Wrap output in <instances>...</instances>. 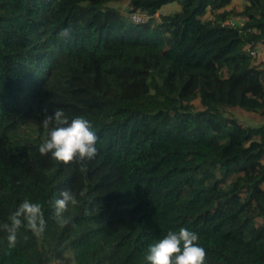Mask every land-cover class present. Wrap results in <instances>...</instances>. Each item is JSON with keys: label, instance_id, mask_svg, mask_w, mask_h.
Returning a JSON list of instances; mask_svg holds the SVG:
<instances>
[{"label": "trees", "instance_id": "1", "mask_svg": "<svg viewBox=\"0 0 264 264\" xmlns=\"http://www.w3.org/2000/svg\"><path fill=\"white\" fill-rule=\"evenodd\" d=\"M121 1L150 16L124 20ZM244 1L0 0V264H149L148 246L181 227L206 264H264V124L225 114L264 120V62L247 51L264 45V0ZM57 109L91 122L94 159L40 155ZM110 189L136 207L130 222L102 216ZM63 190L77 197L64 226ZM25 199L41 204L45 231L21 228L10 249L8 217Z\"/></svg>", "mask_w": 264, "mask_h": 264}, {"label": "clouds", "instance_id": "2", "mask_svg": "<svg viewBox=\"0 0 264 264\" xmlns=\"http://www.w3.org/2000/svg\"><path fill=\"white\" fill-rule=\"evenodd\" d=\"M58 38L70 40V28H62ZM47 129V138L38 145L41 156L51 154V158L58 163L71 165L75 162L92 160L97 156V135L91 122L83 116H77L69 122L62 109L54 114L46 115L42 121ZM51 125V127H50ZM83 195V193H81ZM77 204L76 195L63 190L59 198L54 201V215L62 226L70 222L68 213L70 206ZM7 246H16L17 232L26 228L33 235L41 237L44 234L46 221L41 204L29 199L22 201L9 215ZM199 236L185 227L178 231H168L162 238L148 246L145 260L149 264H206V252L199 245Z\"/></svg>", "mask_w": 264, "mask_h": 264}, {"label": "rangeland", "instance_id": "3", "mask_svg": "<svg viewBox=\"0 0 264 264\" xmlns=\"http://www.w3.org/2000/svg\"><path fill=\"white\" fill-rule=\"evenodd\" d=\"M244 0H232L231 5L236 6L240 8L244 4ZM112 6L117 8L120 13L121 17L124 20L129 21L128 17V3L127 1H121L117 3H112ZM231 20L235 21L236 24H239L242 22V19H233L230 18ZM258 53L256 56V59H254L255 62L258 61H264V45H258L257 46ZM226 115L234 116L237 118V120L244 125H253V126H258L261 124H264V120L256 113L253 112H247L244 110H241L239 108H234V109H226L225 110ZM24 130L30 131V127L27 125H22ZM12 140H16L18 142L24 143L26 142L25 136L23 135H15L13 136ZM94 172L97 174L104 173L108 175L110 172L112 175V182L120 178V173L118 169L116 168H108V167H96L94 169ZM99 196L101 198V203H100V210L101 214L103 217L109 218V220L114 221L115 223H120V222H130L133 217L136 215V207L129 204L127 199L122 197L121 194H118L114 192L112 189L108 191H101L99 193Z\"/></svg>", "mask_w": 264, "mask_h": 264}, {"label": "built area", "instance_id": "4", "mask_svg": "<svg viewBox=\"0 0 264 264\" xmlns=\"http://www.w3.org/2000/svg\"><path fill=\"white\" fill-rule=\"evenodd\" d=\"M150 15L147 13H140V12H128V17H129V21L134 22V23H144L148 17ZM156 17V14L154 15ZM224 24H228V25H235L236 22L231 20L230 18L227 19L226 21H224ZM259 48L256 47H247V51L249 53V55L251 56V58L254 60L256 59L257 56V51ZM264 62V61H263ZM264 67V66H263Z\"/></svg>", "mask_w": 264, "mask_h": 264}]
</instances>
